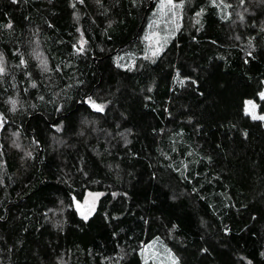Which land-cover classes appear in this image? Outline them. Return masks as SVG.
Returning <instances> with one entry per match:
<instances>
[{"label":"trees","instance_id":"trees-1","mask_svg":"<svg viewBox=\"0 0 264 264\" xmlns=\"http://www.w3.org/2000/svg\"><path fill=\"white\" fill-rule=\"evenodd\" d=\"M150 1L0 0V264H144L156 238L180 264H264V123L245 111L264 113V0H172L147 57ZM123 137L146 157L129 191L91 152Z\"/></svg>","mask_w":264,"mask_h":264},{"label":"rangeland","instance_id":"rangeland-1","mask_svg":"<svg viewBox=\"0 0 264 264\" xmlns=\"http://www.w3.org/2000/svg\"><path fill=\"white\" fill-rule=\"evenodd\" d=\"M153 7L154 8L151 12L152 18L147 24L143 35L144 55L147 57H153L159 53L164 43L167 42V34L170 30L168 16L170 11H172V5L166 4L165 0H155ZM239 15L240 14L238 13L236 21L240 20ZM33 56L37 60L38 64L44 68V70L47 69L45 56L37 45L33 48ZM120 63L122 65H126L127 59L125 57H121ZM0 65L3 66L5 71L7 65L1 56ZM261 92H264V88ZM247 101L252 102L251 104H246L245 102V111L247 109L246 112L251 117L256 116L257 119H259V117L264 116V113L258 111V102L254 100ZM7 102L9 103L11 109L17 108L19 103H21L17 97L11 98ZM261 121L264 123V120ZM2 125L3 119L0 116V131L2 129ZM8 136L9 145L19 151L22 155L21 159H25L24 157L32 155L33 148L31 143L27 139H24L20 133L17 131H9ZM129 141V138L123 137L120 143L108 141L103 149L98 146L91 149V152L102 163L104 168L109 169L114 176L122 179L123 188L128 191L135 188L139 182L145 179L146 176L143 168V163L146 160L145 153H141L134 160L130 161V154L127 148ZM100 194V192L91 191H87L85 193L82 202L78 204L79 209L76 206V210L81 217H83L82 213L87 214L88 217L93 212ZM141 252L144 264H172V256H174L178 261L177 257L167 247V245L157 238L150 241L147 245H143ZM169 253H171V256ZM178 264H180L179 261Z\"/></svg>","mask_w":264,"mask_h":264},{"label":"snow or ice","instance_id":"snow-or-ice-1","mask_svg":"<svg viewBox=\"0 0 264 264\" xmlns=\"http://www.w3.org/2000/svg\"><path fill=\"white\" fill-rule=\"evenodd\" d=\"M13 2H15V0H13ZM97 2H99V0H97ZM165 3L168 5H172V0H165ZM182 3H183V0H181V4ZM179 6L180 5H175L174 7H179ZM197 15H199V13H197ZM21 63H24V61L21 60ZM3 71H4L3 66L0 65V72H3ZM260 96L262 98H264V92H261ZM88 102L92 105L93 108H95L99 111H103V106L96 104L94 101H92L91 97L88 98ZM251 103H252L251 101H246V104H251ZM246 111H247V109H246ZM256 118H257L256 116H253V119H256ZM259 119L264 120V116L259 117ZM77 208L79 209V205H77ZM82 215H83L84 219H87V214L82 213ZM202 251H204V250L202 249ZM169 255L171 256V253H169ZM171 259H172V264H178V261L176 260V258L174 256H172Z\"/></svg>","mask_w":264,"mask_h":264},{"label":"water","instance_id":"water-1","mask_svg":"<svg viewBox=\"0 0 264 264\" xmlns=\"http://www.w3.org/2000/svg\"><path fill=\"white\" fill-rule=\"evenodd\" d=\"M150 6L152 5V0L150 1V4H149Z\"/></svg>","mask_w":264,"mask_h":264}]
</instances>
